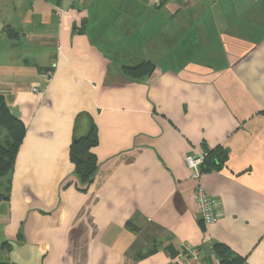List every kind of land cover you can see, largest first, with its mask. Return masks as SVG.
Returning a JSON list of instances; mask_svg holds the SVG:
<instances>
[{
  "label": "crops",
  "instance_id": "obj_1",
  "mask_svg": "<svg viewBox=\"0 0 264 264\" xmlns=\"http://www.w3.org/2000/svg\"><path fill=\"white\" fill-rule=\"evenodd\" d=\"M250 17L264 0H0V95L25 125L0 178V262L178 264L187 243L201 264H220L215 244L264 264V32ZM145 60L147 75L122 70ZM91 125L82 188L69 148ZM202 144L228 157L196 179L185 157Z\"/></svg>",
  "mask_w": 264,
  "mask_h": 264
},
{
  "label": "trees",
  "instance_id": "obj_2",
  "mask_svg": "<svg viewBox=\"0 0 264 264\" xmlns=\"http://www.w3.org/2000/svg\"><path fill=\"white\" fill-rule=\"evenodd\" d=\"M153 67L150 61L145 60L133 66H124L122 70L128 77L140 78L143 75L151 73ZM78 118L76 120H78ZM0 125L6 128L7 133L4 140L0 139L1 178L7 176L12 170L16 152L25 132L24 123L19 117H15L11 114L2 95H0ZM96 144V130L95 127L91 125L86 135L74 136L69 148L70 160L74 165L75 175L82 188L90 184L97 168L96 158L92 151V148L96 146ZM199 151L203 155L202 163L199 165L200 173L220 170L228 157V150L220 145L210 148L206 144H202ZM3 197H7V195L0 194V198ZM213 248L219 258L220 264H240L241 258L233 255L226 245L215 244ZM0 264L12 263L1 261Z\"/></svg>",
  "mask_w": 264,
  "mask_h": 264
},
{
  "label": "built area",
  "instance_id": "obj_3",
  "mask_svg": "<svg viewBox=\"0 0 264 264\" xmlns=\"http://www.w3.org/2000/svg\"><path fill=\"white\" fill-rule=\"evenodd\" d=\"M203 155L190 152L186 155L185 161L188 168L192 171V176L198 178L200 175L199 165L202 163ZM194 197L197 204V211L200 221L207 225L216 220L214 204L212 198L202 189L200 184L195 187ZM180 262L178 264H201L199 251L196 246L184 244L178 255Z\"/></svg>",
  "mask_w": 264,
  "mask_h": 264
},
{
  "label": "rangeland",
  "instance_id": "obj_4",
  "mask_svg": "<svg viewBox=\"0 0 264 264\" xmlns=\"http://www.w3.org/2000/svg\"><path fill=\"white\" fill-rule=\"evenodd\" d=\"M246 12L253 15L256 11L248 9ZM246 23L247 31L264 32V20H256L253 17H250L246 19Z\"/></svg>",
  "mask_w": 264,
  "mask_h": 264
},
{
  "label": "water",
  "instance_id": "obj_5",
  "mask_svg": "<svg viewBox=\"0 0 264 264\" xmlns=\"http://www.w3.org/2000/svg\"><path fill=\"white\" fill-rule=\"evenodd\" d=\"M10 111H11V114L15 117H18V112H17V109L16 108H9Z\"/></svg>",
  "mask_w": 264,
  "mask_h": 264
}]
</instances>
